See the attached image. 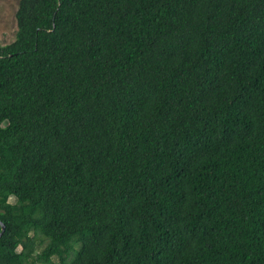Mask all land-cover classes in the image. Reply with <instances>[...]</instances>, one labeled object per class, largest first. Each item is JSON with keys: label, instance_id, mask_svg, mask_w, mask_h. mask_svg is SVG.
Listing matches in <instances>:
<instances>
[{"label": "trees", "instance_id": "trees-1", "mask_svg": "<svg viewBox=\"0 0 264 264\" xmlns=\"http://www.w3.org/2000/svg\"><path fill=\"white\" fill-rule=\"evenodd\" d=\"M16 21L0 264H264V0H19Z\"/></svg>", "mask_w": 264, "mask_h": 264}, {"label": "rangeland", "instance_id": "rangeland-1", "mask_svg": "<svg viewBox=\"0 0 264 264\" xmlns=\"http://www.w3.org/2000/svg\"><path fill=\"white\" fill-rule=\"evenodd\" d=\"M18 5L19 0H0V44L3 46L11 44L16 38ZM10 202L15 203L16 200L12 198Z\"/></svg>", "mask_w": 264, "mask_h": 264}, {"label": "clouds", "instance_id": "clouds-1", "mask_svg": "<svg viewBox=\"0 0 264 264\" xmlns=\"http://www.w3.org/2000/svg\"><path fill=\"white\" fill-rule=\"evenodd\" d=\"M8 123L9 122L7 120L3 121L2 123H0V128L7 127Z\"/></svg>", "mask_w": 264, "mask_h": 264}, {"label": "water", "instance_id": "water-1", "mask_svg": "<svg viewBox=\"0 0 264 264\" xmlns=\"http://www.w3.org/2000/svg\"><path fill=\"white\" fill-rule=\"evenodd\" d=\"M0 224L2 225V229H3V231H2V233L0 234V239L2 238V236H3V233H4V231H5V226L0 222Z\"/></svg>", "mask_w": 264, "mask_h": 264}]
</instances>
